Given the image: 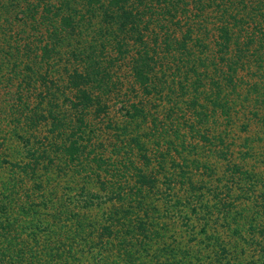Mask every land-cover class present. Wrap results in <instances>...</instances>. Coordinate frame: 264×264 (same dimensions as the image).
<instances>
[{
  "label": "trees",
  "instance_id": "16d2710c",
  "mask_svg": "<svg viewBox=\"0 0 264 264\" xmlns=\"http://www.w3.org/2000/svg\"><path fill=\"white\" fill-rule=\"evenodd\" d=\"M263 51L264 0H0V264H211L200 249L214 264H264L262 215L238 253L207 228L240 213L231 185L207 191L186 173L195 146L179 129L207 138L186 115L206 116L200 89L223 101ZM160 188L162 210L150 200ZM188 214L205 222L198 250Z\"/></svg>",
  "mask_w": 264,
  "mask_h": 264
},
{
  "label": "rangeland",
  "instance_id": "374dc122",
  "mask_svg": "<svg viewBox=\"0 0 264 264\" xmlns=\"http://www.w3.org/2000/svg\"><path fill=\"white\" fill-rule=\"evenodd\" d=\"M262 55L264 56V51ZM246 66L237 73L238 77H242L243 82L234 88L223 89V101H226L230 120L224 119V117L220 115L222 107L217 105L220 104L222 106V100L216 101L217 104H212V100H208L210 97L215 98L217 93L211 85V87L206 85L200 89L201 92L198 94L197 105L195 106L196 111H203L206 113V116L198 120V118H195L192 114L189 115V112H187L186 115L193 119L191 122L197 129H206L207 135H204H206L207 138L202 139L199 137L203 131L200 132L199 135L197 134L192 137V135L188 133L186 125L182 123L179 126L180 132L182 133L181 135H185L187 146L189 143L195 146L194 149H186L184 152L183 156L187 159L189 166H184L183 168L186 170V173L197 182H205L211 178V168L219 163V159L223 160V162L227 161V163H233L234 165L238 161V163L244 162L247 166L253 168L255 166L257 169L255 173H253V168H250V172L247 173L252 176V179L254 178L253 180H259V178L264 179V65L262 67L255 66V63L250 58L249 64ZM199 68L203 72L206 70L204 66ZM209 72L215 81L221 79V75L219 76L218 73L211 74L213 73L211 70H209ZM120 74L121 77L124 76V74ZM123 81L125 83V78L122 77V82ZM34 98L35 97L32 99ZM184 98L189 99V96H184L183 99ZM164 101L165 104L163 103V105H165V107L171 106L167 99ZM113 107L114 108H111L109 113L114 117L116 123L119 122V124H121V119L119 118L122 115L116 111V109L120 107V104L117 106L114 105ZM223 107H225V105ZM182 108L185 110L184 106ZM149 125H151L150 120L147 123L148 127H150ZM165 125L167 126L165 128L168 129L171 124L169 125L168 122H165ZM166 133V140H170L174 143L178 142V138H175V134L171 129H168ZM210 143H212L211 147L213 148H210ZM11 146L12 149L18 148L15 143H11L10 148ZM148 146L151 148V144ZM174 158V163L181 162L180 157L176 156ZM192 161H196L197 163L194 165L191 163ZM224 165L218 164L219 167H223ZM169 166L170 163H167L166 168L171 171L175 164L170 166L172 169L169 168ZM206 168L209 169L206 170ZM175 170L178 172L177 169ZM225 171H227V168ZM231 171L233 172V176L231 173H228V175H223V179L226 177L230 179L233 177L236 178V171L234 169ZM239 178L243 180L242 177ZM161 179L162 177H160V180ZM74 180L77 181V179ZM244 180L248 182L245 176ZM92 182L93 181L89 182L88 187L95 190L96 188ZM163 191H165L164 188H160V193L156 192L153 196L155 199L150 196L151 202L156 204L157 208L160 210L164 207L162 200ZM101 217V209L92 207L86 211L87 221H89V219L91 220L90 222L98 221ZM178 226L179 225H177V227ZM145 260L144 263L147 264V258H145Z\"/></svg>",
  "mask_w": 264,
  "mask_h": 264
},
{
  "label": "crops",
  "instance_id": "0c3cea01",
  "mask_svg": "<svg viewBox=\"0 0 264 264\" xmlns=\"http://www.w3.org/2000/svg\"><path fill=\"white\" fill-rule=\"evenodd\" d=\"M218 160L219 163H217L215 166H213L211 168V178L207 181L204 182V184H201L205 187V189L208 190H216L217 192H223L224 188L226 186L231 185L232 187V192L230 193V200L232 202H234V209L232 210L233 212H238L240 214H237V218L234 221H229L230 222V227H237L239 228V230L241 231L240 234L241 236H232L231 234V229L230 227H224L221 226V221L219 220L218 222H216L214 224V216L213 218L211 217L209 220H207V228H211L212 230L217 228L216 232H219V236L222 239L223 243L225 244L226 247H228L229 249H232L231 251L233 252L235 249V251L238 253V249L241 248V244H242V239L245 238L246 236V228H248V225H245V223H249L251 222V220L254 217L258 218V215H262L261 219L258 221V223H256V225H259L261 223V221H264V179L259 178V180H254L255 185L251 188H248V184L246 182V180H241L239 177H242L241 174H237L236 178H228L226 177L225 179H223V175H228V173H231V170H233V167L238 168V170L240 172H250V170L253 167L247 166V164H245L244 162L241 163H237L234 165L233 163H227V161ZM218 164H222L224 165L223 167H219ZM227 168V171H225V169ZM249 167V168H248ZM251 168V169H250ZM230 169V170H228ZM253 173H255V171H257V169L253 168ZM232 175V173H231ZM233 176V175H232ZM197 182V181H195ZM198 183H200L198 181ZM247 186V187H246ZM210 198V197H209ZM223 200V199H222ZM212 203V202H210ZM199 211V210H198ZM263 213V214H262ZM188 216H190L188 214ZM191 217V225H192V234L193 236H196L197 241L195 242L193 248L196 250L199 242H201L204 239V235L200 234V229L201 227L204 225L205 222H203L201 219L199 220V218H202L201 214H197V215H192ZM213 223V224H212ZM216 226V227H214ZM181 228H177V231L182 233ZM208 232H213L212 230L207 229ZM179 233V234H180ZM185 234L186 233H182ZM209 234V233H208ZM207 234V235H208ZM242 238V239H241ZM184 242V241H183ZM236 246L239 248L237 249ZM198 250V249H197ZM206 251V252H205ZM201 254H203L202 257V261L206 260V258H209L206 260V263H211L214 264L215 262H213L214 260V255H210L209 252L206 249H200ZM236 254V253H235ZM205 257V258H204ZM243 257L241 256L239 259L241 260ZM244 261V260H243ZM243 261H241L243 263ZM203 263V262H202Z\"/></svg>",
  "mask_w": 264,
  "mask_h": 264
}]
</instances>
